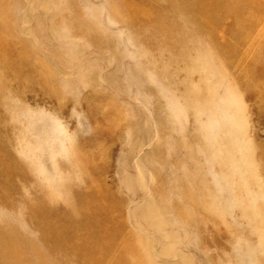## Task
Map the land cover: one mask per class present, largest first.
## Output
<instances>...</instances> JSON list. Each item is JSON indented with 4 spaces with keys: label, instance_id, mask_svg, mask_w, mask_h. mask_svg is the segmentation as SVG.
<instances>
[{
    "label": "rangeland",
    "instance_id": "rangeland-1",
    "mask_svg": "<svg viewBox=\"0 0 264 264\" xmlns=\"http://www.w3.org/2000/svg\"><path fill=\"white\" fill-rule=\"evenodd\" d=\"M0 264H264V0H0Z\"/></svg>",
    "mask_w": 264,
    "mask_h": 264
}]
</instances>
